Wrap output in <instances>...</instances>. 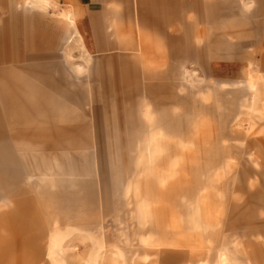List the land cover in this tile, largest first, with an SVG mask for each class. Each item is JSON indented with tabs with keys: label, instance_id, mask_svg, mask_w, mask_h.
I'll list each match as a JSON object with an SVG mask.
<instances>
[{
	"label": "rangeland",
	"instance_id": "1",
	"mask_svg": "<svg viewBox=\"0 0 264 264\" xmlns=\"http://www.w3.org/2000/svg\"><path fill=\"white\" fill-rule=\"evenodd\" d=\"M94 2L96 22H81L72 1H0V144L33 174L4 186L0 264H50L55 229L66 264L95 255L88 229L104 243L101 264L129 258L131 242L137 264L213 263L232 223L264 264L259 3ZM226 11L235 22H220ZM37 22H53L52 45ZM95 33L112 49H90ZM34 129H53L55 146Z\"/></svg>",
	"mask_w": 264,
	"mask_h": 264
},
{
	"label": "crops",
	"instance_id": "2",
	"mask_svg": "<svg viewBox=\"0 0 264 264\" xmlns=\"http://www.w3.org/2000/svg\"><path fill=\"white\" fill-rule=\"evenodd\" d=\"M1 2H5L6 0H0ZM11 1H16L20 4H22L23 0H11ZM27 0H25L26 2ZM40 3V5L43 8H47L50 5V0H36ZM68 1H72L74 6L77 9V12H81V19L79 18V20H81V22H96L95 18H89V9H90V5H94L96 4L94 2V0H68ZM259 3V8L258 10L254 13L255 16H258L259 14H264V0H256ZM95 6V5H94ZM228 11V10H227ZM225 12V14L221 15L218 19L221 20L220 22H224V20L226 22H235V20H233L231 13L229 12ZM253 15V16H254ZM67 19L74 23L76 22L75 18H73V14L72 12H69L67 15ZM237 21V20H236ZM240 22V21H239ZM37 24L39 26H42L43 28H46V34L45 35H49V37L46 39L47 41H49V43L52 45L53 40L57 38V31L53 32V22H37ZM97 31V30H96ZM98 32V31H97ZM98 34L95 33V35H92L91 37L88 38V47H90V49H93L95 47L94 44V40L97 41V44L99 47H108L107 49H112V44H107L106 46L103 45L104 41L100 40V38H98ZM246 73H248V70L246 71ZM249 75V74H247ZM49 78V77H48ZM50 78H49V80ZM253 84L250 80H248L247 85L249 90L250 85ZM81 97V99L83 100L84 96H79ZM74 98V97H73ZM0 99H2V97L0 96ZM5 130L4 129H0V138H2L3 136H5ZM27 131V130H26ZM31 134L35 135H42V137H44L46 140V143H48V145H54L53 142L52 144H50L48 141H50V139H48L49 137L53 138V129H46V130H38V129H34L30 132ZM55 146V145H54ZM31 143H25L21 145V148L23 149H30ZM70 148H65V150H68ZM53 150H55V147H53ZM64 150V151H65ZM58 151V150H56ZM15 152L12 151V146L11 144H9L8 142H4V144H0V171L2 172V180H1V190H0V200L4 199L6 196V190L5 187L6 185L12 186L16 185L14 184V182H16L18 184V182L24 180V178L26 176H33V174H27V166L26 164L23 162H21V159H18L15 154ZM72 164L69 166L70 168V172L73 173V168L71 167ZM28 179V180H29ZM228 229L235 231L237 234H234L231 236H234V239L230 245V243H224L222 245V257L220 260L215 259V261L213 263H210L211 259H209V261L207 260H202V259H189L190 262L186 263V264H263L262 261H259L258 258H256L248 249V245H240V238L243 236H240V231L238 229V227H233V223H232V227H229ZM88 234L96 248V253L93 256V258L86 260L85 264H101V259H100V255L99 252L102 251L104 249V243L103 241L99 240L98 237L95 235V232L92 230L88 229ZM133 233L131 232L130 235H132ZM247 237V235H245ZM66 234L62 231H59L58 229L53 230L47 237V242H46V256L48 257V259L50 260V264H66L65 261L63 259H61L59 256L61 254V252L63 251V246L64 243L66 241ZM239 240V241H238ZM125 244V249L126 247H129V251H130V257L128 258L127 254H126V259L125 260H117V264H137V257L136 259L133 258L135 257V252L132 253V242L130 244L124 243ZM122 249V248H121ZM123 250V249H122ZM163 262L165 264H181V262L184 260L182 258H168L165 259L163 258ZM146 261V260H145ZM159 261V260H156ZM187 261V259H186ZM115 262V261H114ZM107 264H111V261L106 260ZM104 263V264H106Z\"/></svg>",
	"mask_w": 264,
	"mask_h": 264
},
{
	"label": "bare ground",
	"instance_id": "3",
	"mask_svg": "<svg viewBox=\"0 0 264 264\" xmlns=\"http://www.w3.org/2000/svg\"><path fill=\"white\" fill-rule=\"evenodd\" d=\"M251 89L253 90L254 89V86L251 84Z\"/></svg>",
	"mask_w": 264,
	"mask_h": 264
}]
</instances>
